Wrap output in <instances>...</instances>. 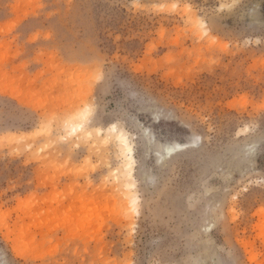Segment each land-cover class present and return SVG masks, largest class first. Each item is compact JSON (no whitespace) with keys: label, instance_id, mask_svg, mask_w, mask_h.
I'll return each instance as SVG.
<instances>
[{"label":"rangeland","instance_id":"obj_1","mask_svg":"<svg viewBox=\"0 0 264 264\" xmlns=\"http://www.w3.org/2000/svg\"><path fill=\"white\" fill-rule=\"evenodd\" d=\"M0 264H264V0H0Z\"/></svg>","mask_w":264,"mask_h":264},{"label":"bare ground","instance_id":"obj_2","mask_svg":"<svg viewBox=\"0 0 264 264\" xmlns=\"http://www.w3.org/2000/svg\"><path fill=\"white\" fill-rule=\"evenodd\" d=\"M185 11L188 15L194 17L195 14L194 12L190 9V7L188 5H186L185 7ZM9 94L11 96H13L16 99H19L20 101H24L20 99V94H17L14 90H11L9 92ZM73 129H76L75 125H72ZM75 127V128H74ZM117 127L116 123H111L109 125V128L111 129H115ZM96 130L101 133L103 130L101 127H96ZM117 140H118V145H119V152H120V157H122L123 161H121V167L115 170V175L116 178L119 179L120 177H123V182L129 181V185L130 187H135V178L133 176V171H134V165H135V157H134V150H133V143L130 141L128 135L126 132L120 131L119 134H117ZM187 145L189 144H181V143H177L174 146H167V151L168 152H175L178 150H181L183 148H185ZM191 145V144H190ZM119 170L121 171L119 175ZM131 179V180H129ZM138 200V196L133 195L132 198V202L133 204L136 203ZM126 203V201H125ZM253 258V256H251ZM250 257V258H251Z\"/></svg>","mask_w":264,"mask_h":264},{"label":"snow or ice","instance_id":"obj_3","mask_svg":"<svg viewBox=\"0 0 264 264\" xmlns=\"http://www.w3.org/2000/svg\"><path fill=\"white\" fill-rule=\"evenodd\" d=\"M214 43H216V41H214ZM225 47H226V45H225ZM97 78H99V77H97ZM89 112H90V109H88V107H87V105L85 106V111L81 114V119L83 120V119H86L87 118V115L89 114Z\"/></svg>","mask_w":264,"mask_h":264}]
</instances>
